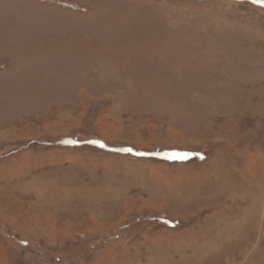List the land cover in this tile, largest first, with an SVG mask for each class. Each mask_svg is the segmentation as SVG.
Here are the masks:
<instances>
[{
    "label": "rangeland",
    "instance_id": "1",
    "mask_svg": "<svg viewBox=\"0 0 264 264\" xmlns=\"http://www.w3.org/2000/svg\"><path fill=\"white\" fill-rule=\"evenodd\" d=\"M0 264H264V0H0Z\"/></svg>",
    "mask_w": 264,
    "mask_h": 264
},
{
    "label": "trees",
    "instance_id": "2",
    "mask_svg": "<svg viewBox=\"0 0 264 264\" xmlns=\"http://www.w3.org/2000/svg\"><path fill=\"white\" fill-rule=\"evenodd\" d=\"M69 142H68V144L67 145H69V146H71V147H74V148H77V147H83V146H85V145H89V146H92V147H95V146H98L100 149H102V150H104V151H106V149H110V150H120L119 148H117V149H115V148H112V147H108V146H105V145H101V144H99V143H96L94 140H92V139H90V140H88V141H82V140H79L78 138H69V140H68ZM68 146V147H69ZM124 150V149H123ZM125 152H128V151H125ZM161 152V151H160ZM185 155H186V158L188 159V158H191V156H192V154H190V153H188V152H186V153H184ZM153 155H154V157L156 156V157H158V158H165V155L166 154H164V155H161V154H155V153H153Z\"/></svg>",
    "mask_w": 264,
    "mask_h": 264
},
{
    "label": "crops",
    "instance_id": "3",
    "mask_svg": "<svg viewBox=\"0 0 264 264\" xmlns=\"http://www.w3.org/2000/svg\"><path fill=\"white\" fill-rule=\"evenodd\" d=\"M67 188H70V187H67ZM67 188H66L65 192L57 191L56 195H55V192H53L54 196L52 198L60 200V199L64 198L65 196H67V195L69 196L70 194H72L74 192L72 189H67ZM68 190H69V192H68ZM55 196H57V197H55Z\"/></svg>",
    "mask_w": 264,
    "mask_h": 264
}]
</instances>
